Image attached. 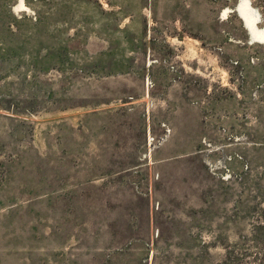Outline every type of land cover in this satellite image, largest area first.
<instances>
[{
  "label": "rangeland",
  "instance_id": "374dc122",
  "mask_svg": "<svg viewBox=\"0 0 264 264\" xmlns=\"http://www.w3.org/2000/svg\"><path fill=\"white\" fill-rule=\"evenodd\" d=\"M264 0H0V264H260Z\"/></svg>",
  "mask_w": 264,
  "mask_h": 264
},
{
  "label": "trees",
  "instance_id": "16d2710c",
  "mask_svg": "<svg viewBox=\"0 0 264 264\" xmlns=\"http://www.w3.org/2000/svg\"><path fill=\"white\" fill-rule=\"evenodd\" d=\"M260 264H264V256H263Z\"/></svg>",
  "mask_w": 264,
  "mask_h": 264
}]
</instances>
